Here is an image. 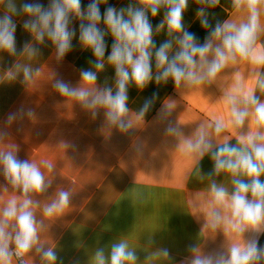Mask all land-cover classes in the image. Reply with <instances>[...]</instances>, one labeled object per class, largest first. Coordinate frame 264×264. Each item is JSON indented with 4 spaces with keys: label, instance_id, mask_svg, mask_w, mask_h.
<instances>
[{
    "label": "clouds",
    "instance_id": "clouds-1",
    "mask_svg": "<svg viewBox=\"0 0 264 264\" xmlns=\"http://www.w3.org/2000/svg\"><path fill=\"white\" fill-rule=\"evenodd\" d=\"M201 7L195 16L207 35L203 42L196 33L185 27V13L189 0H137L126 7L101 5L108 0H49L45 7L39 0H0V52L17 55L16 28L13 17L23 16L22 27L35 44L50 42L57 63L62 62L73 50L77 37L82 50L90 51L94 57L91 68L81 69L80 82L73 86L61 78L52 81V87L62 97L74 100L96 119L101 110L109 127L121 133L133 128L129 108V87L143 92L151 82L157 86L170 80L177 89H190L216 82L230 66L247 62L251 67L254 84L246 87L236 79L223 97L228 120L213 121L209 128L199 127L184 140V155L194 163L205 156L210 157L213 167L206 174L211 181L213 207L209 214L207 231L215 233L221 226L228 233V241L212 252H205L199 244H190L189 253L181 264H264V246L260 237L264 235V44L260 40L261 12L264 0H231L235 12H246L243 22L228 20L213 24L206 9L215 8L220 0H195ZM163 11V20L158 32L167 28L170 39L157 47L154 29L149 16L155 18ZM103 24V27H101ZM113 39L110 54L105 57L108 45L105 37ZM24 53L29 59L39 55L33 43L25 42ZM153 62L155 71H153ZM114 69L113 87H100L97 73L105 64ZM19 68V65L17 66ZM23 79L30 82L33 72L30 66L23 67ZM259 93V94H258ZM158 93L143 101L135 120L143 124L146 114L153 108ZM172 104L163 102L157 119L165 124L164 135L180 137L182 130L170 119ZM32 118L31 109L23 107L10 112L5 120L11 126L17 120ZM237 130V142H217L229 127ZM8 136L6 128H0V142ZM137 150L140 145H136ZM47 173L53 164L41 162ZM221 173L230 178V188L217 184L213 179ZM0 175L12 189L22 194V199L12 197L0 207V264H27L26 257L35 254L39 264H63L56 246H45L41 240L43 221H38L34 202L30 194L46 193L51 180L35 162L18 158L14 147L0 150ZM71 193L58 192L57 197L43 208V216L53 218L69 208ZM228 210V215L222 209ZM157 255L172 264L169 249L160 248ZM136 251L129 243L114 241L106 254L104 248L93 253L92 264H137Z\"/></svg>",
    "mask_w": 264,
    "mask_h": 264
},
{
    "label": "crops",
    "instance_id": "crops-1",
    "mask_svg": "<svg viewBox=\"0 0 264 264\" xmlns=\"http://www.w3.org/2000/svg\"><path fill=\"white\" fill-rule=\"evenodd\" d=\"M22 2L25 0H17L18 4ZM39 2L46 7L49 0ZM136 2L108 0V5L100 6L101 12L109 5L120 8ZM82 3L86 7L88 0H82ZM199 7L201 5L195 0H189L184 20L185 27L203 42L207 33L196 20ZM206 11L213 24L225 20L240 23L247 15L244 11L235 12L231 0H220L218 6ZM13 19L17 23V55L0 52V128H6L8 132L7 138L0 142V150L14 147L19 159L37 163L51 180L46 193L30 194L37 219L44 223L42 243L56 246L63 264H92L96 249L104 248L107 254L110 245L120 239L126 240L136 251L137 264H168L157 255L163 247L169 249L172 264H181L189 254L187 247L190 244H199L205 252H212L226 243L229 237L223 226L215 233L207 231L209 214L216 207L210 191L211 181L206 176L213 163L208 156L198 163L186 157L184 140L199 127L209 128L215 119L223 118L227 122L223 97L238 78L246 87L253 86L252 66L240 62L226 69L213 84L190 89H177L171 80L163 86H157L153 81L143 92L130 86L133 128L125 134L107 125L102 110L96 119H92L77 102L62 97L52 87L55 78L76 86L80 82V70L91 68L94 57L79 46L78 22L74 23L77 37L73 40V50L57 63L50 42L35 44L22 27L25 17ZM149 19L153 24V39L159 47L170 39L166 26L156 31L163 20V11ZM260 23L262 32L258 45L264 44V9ZM105 40L107 57L113 39L108 35ZM25 42L33 43L39 49V55L29 59L23 51ZM24 66H30L33 72L30 82L23 79ZM97 75L98 86L114 88L115 74L110 65L106 63L105 69ZM153 92H157L159 98L146 114L143 124H138L136 113ZM165 101L172 104L170 119L182 130L180 137L164 135L165 124L156 118ZM21 107L31 109L34 116H26L6 126L8 114ZM237 136V130L229 125L219 138L214 139L218 143L236 144ZM44 160L53 164L51 173L43 168L41 162ZM213 179L217 184L231 187L226 174L221 173ZM61 190L71 193L69 208L51 219L44 217V206ZM12 197L19 200L22 194L12 189L0 175V207ZM222 211L228 215L226 208ZM26 260L27 264H39L35 254Z\"/></svg>",
    "mask_w": 264,
    "mask_h": 264
},
{
    "label": "trees",
    "instance_id": "trees-1",
    "mask_svg": "<svg viewBox=\"0 0 264 264\" xmlns=\"http://www.w3.org/2000/svg\"><path fill=\"white\" fill-rule=\"evenodd\" d=\"M260 245H261V246H264V236H263V238H262L261 241H260Z\"/></svg>",
    "mask_w": 264,
    "mask_h": 264
}]
</instances>
